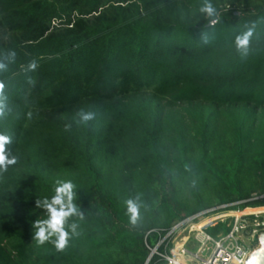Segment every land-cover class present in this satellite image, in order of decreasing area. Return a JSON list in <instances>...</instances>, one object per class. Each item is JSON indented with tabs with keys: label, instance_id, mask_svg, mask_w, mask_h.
Wrapping results in <instances>:
<instances>
[{
	"label": "trees",
	"instance_id": "trees-1",
	"mask_svg": "<svg viewBox=\"0 0 264 264\" xmlns=\"http://www.w3.org/2000/svg\"><path fill=\"white\" fill-rule=\"evenodd\" d=\"M0 63V264H145L154 229L263 208L264 0H0ZM65 181L58 250L36 221Z\"/></svg>",
	"mask_w": 264,
	"mask_h": 264
},
{
	"label": "built area",
	"instance_id": "built-area-1",
	"mask_svg": "<svg viewBox=\"0 0 264 264\" xmlns=\"http://www.w3.org/2000/svg\"><path fill=\"white\" fill-rule=\"evenodd\" d=\"M253 196L264 198V194ZM239 203L185 216L168 230L154 229L158 239L153 245L146 241L149 255L145 264H246L264 232V218L244 212L249 207H234ZM213 229L218 231L213 233Z\"/></svg>",
	"mask_w": 264,
	"mask_h": 264
},
{
	"label": "clouds",
	"instance_id": "clouds-1",
	"mask_svg": "<svg viewBox=\"0 0 264 264\" xmlns=\"http://www.w3.org/2000/svg\"><path fill=\"white\" fill-rule=\"evenodd\" d=\"M201 11L207 13L209 16L213 15L214 9L211 3L206 2L201 8ZM251 33H246L242 37H238L236 40V45L243 54H246L248 37ZM12 57L15 53L10 54ZM5 65L0 63V69H3ZM36 64L33 62L29 65L30 69H35ZM2 88V85H0ZM92 118L91 114H84L82 119L87 121ZM11 142V138L8 135L0 133V173L7 170L10 165L16 163V157L11 156L9 151L6 149V145ZM73 184L70 181H65L58 184L54 189V194L51 199L45 198L43 200V207L47 209V218L43 221H36L39 225L38 230L35 233V239L38 244H43L46 240L55 236L54 241L55 247L61 250L65 247L68 241L69 233L65 231L64 224L66 218L70 215L77 214V208L73 204ZM41 201H37V205L40 206ZM127 212L131 223H135L138 217L139 205L132 199L126 201ZM58 206V207H57ZM82 218V217H81ZM73 230L75 225L70 226ZM248 264H259L257 256H252L248 261Z\"/></svg>",
	"mask_w": 264,
	"mask_h": 264
},
{
	"label": "water",
	"instance_id": "water-1",
	"mask_svg": "<svg viewBox=\"0 0 264 264\" xmlns=\"http://www.w3.org/2000/svg\"><path fill=\"white\" fill-rule=\"evenodd\" d=\"M259 242L260 246L251 252L249 255L246 264H248V261L252 258V256H257L259 264H264V232L261 233L259 236Z\"/></svg>",
	"mask_w": 264,
	"mask_h": 264
},
{
	"label": "rangeland",
	"instance_id": "rangeland-1",
	"mask_svg": "<svg viewBox=\"0 0 264 264\" xmlns=\"http://www.w3.org/2000/svg\"><path fill=\"white\" fill-rule=\"evenodd\" d=\"M155 187L158 189V190H160L159 188L161 187V183H160V181H156V183H155ZM237 209H242V207H237ZM261 216V218H264V213L262 214V215H260ZM260 246V242H259V240H257L256 241V243H254V245H253V251L255 250V249H257L258 247Z\"/></svg>",
	"mask_w": 264,
	"mask_h": 264
},
{
	"label": "bare ground",
	"instance_id": "bare-ground-1",
	"mask_svg": "<svg viewBox=\"0 0 264 264\" xmlns=\"http://www.w3.org/2000/svg\"><path fill=\"white\" fill-rule=\"evenodd\" d=\"M250 208H257V207H249L248 209L244 210L247 213H255V214H263L264 213V206L260 209H250Z\"/></svg>",
	"mask_w": 264,
	"mask_h": 264
}]
</instances>
